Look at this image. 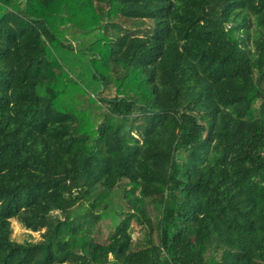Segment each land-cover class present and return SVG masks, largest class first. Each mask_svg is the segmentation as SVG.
<instances>
[{
    "label": "trees",
    "instance_id": "16d2710c",
    "mask_svg": "<svg viewBox=\"0 0 264 264\" xmlns=\"http://www.w3.org/2000/svg\"><path fill=\"white\" fill-rule=\"evenodd\" d=\"M0 264H264V0H0Z\"/></svg>",
    "mask_w": 264,
    "mask_h": 264
},
{
    "label": "rangeland",
    "instance_id": "374dc122",
    "mask_svg": "<svg viewBox=\"0 0 264 264\" xmlns=\"http://www.w3.org/2000/svg\"><path fill=\"white\" fill-rule=\"evenodd\" d=\"M11 226H12V237L14 240L23 241L29 239V231L25 230L17 220L11 219ZM31 238L36 239L39 237L38 232H31ZM136 235V232H134Z\"/></svg>",
    "mask_w": 264,
    "mask_h": 264
}]
</instances>
